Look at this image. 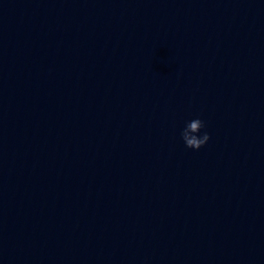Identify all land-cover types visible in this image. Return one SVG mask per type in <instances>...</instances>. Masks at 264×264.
Wrapping results in <instances>:
<instances>
[{
	"label": "water",
	"instance_id": "obj_1",
	"mask_svg": "<svg viewBox=\"0 0 264 264\" xmlns=\"http://www.w3.org/2000/svg\"><path fill=\"white\" fill-rule=\"evenodd\" d=\"M0 264H264V0H0Z\"/></svg>",
	"mask_w": 264,
	"mask_h": 264
},
{
	"label": "clouds",
	"instance_id": "obj_2",
	"mask_svg": "<svg viewBox=\"0 0 264 264\" xmlns=\"http://www.w3.org/2000/svg\"><path fill=\"white\" fill-rule=\"evenodd\" d=\"M178 137L185 148L199 151L211 140L212 133L208 130L207 122L202 116L193 115L185 119L182 126L178 128Z\"/></svg>",
	"mask_w": 264,
	"mask_h": 264
}]
</instances>
